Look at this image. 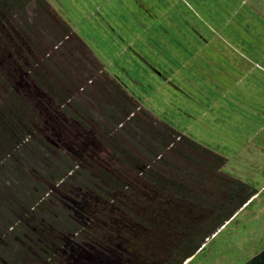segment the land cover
I'll return each mask as SVG.
<instances>
[{"label":"trees","instance_id":"1","mask_svg":"<svg viewBox=\"0 0 264 264\" xmlns=\"http://www.w3.org/2000/svg\"><path fill=\"white\" fill-rule=\"evenodd\" d=\"M228 162L143 106L50 0H0L6 226L41 215L46 250L69 264H87L82 241L133 264H184L259 191ZM243 264H264V248Z\"/></svg>","mask_w":264,"mask_h":264},{"label":"rangeland","instance_id":"2","mask_svg":"<svg viewBox=\"0 0 264 264\" xmlns=\"http://www.w3.org/2000/svg\"><path fill=\"white\" fill-rule=\"evenodd\" d=\"M51 1L143 106L228 155L226 171L259 190L254 201L184 264H243L260 252L264 248V0ZM44 179L54 187L52 177ZM73 187L63 186V193L71 189L78 197ZM57 200L51 203L57 205L53 202ZM59 202L68 217L76 218L71 199ZM41 222L34 211L26 224L8 227L0 221V264H69L62 256L58 259V252L46 250ZM82 245L78 258L87 264L134 263L127 253L119 255L84 241Z\"/></svg>","mask_w":264,"mask_h":264},{"label":"crops","instance_id":"3","mask_svg":"<svg viewBox=\"0 0 264 264\" xmlns=\"http://www.w3.org/2000/svg\"><path fill=\"white\" fill-rule=\"evenodd\" d=\"M51 1V0H50ZM51 3L54 5V7L59 11V9L56 7V5L51 1ZM60 12V11H59ZM61 13V12H60ZM62 14V13H61ZM63 15V14H62ZM64 17V16H63ZM65 18V17H64ZM66 19V18H65ZM67 20V19H66ZM255 197V196H254ZM253 201H254V199H253ZM252 201V202H253ZM249 204V203H248Z\"/></svg>","mask_w":264,"mask_h":264}]
</instances>
